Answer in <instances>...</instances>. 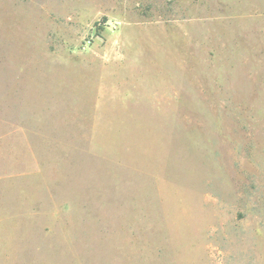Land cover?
<instances>
[{"label":"rangeland","instance_id":"374dc122","mask_svg":"<svg viewBox=\"0 0 264 264\" xmlns=\"http://www.w3.org/2000/svg\"><path fill=\"white\" fill-rule=\"evenodd\" d=\"M0 264H264V0H0Z\"/></svg>","mask_w":264,"mask_h":264}]
</instances>
